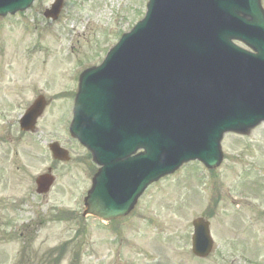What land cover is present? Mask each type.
Returning <instances> with one entry per match:
<instances>
[{"label": "rangeland", "instance_id": "obj_1", "mask_svg": "<svg viewBox=\"0 0 264 264\" xmlns=\"http://www.w3.org/2000/svg\"><path fill=\"white\" fill-rule=\"evenodd\" d=\"M54 2L37 0L24 12L0 15V264H37L62 245L57 264L262 263L264 123L227 132L218 167L183 164L146 189L118 224L85 215L96 166L66 140L71 100H62L61 90L70 91L76 68L77 79L101 61L118 34L144 14L146 0H68L58 18L47 19L43 10ZM40 93L52 103L37 122L38 133H20L18 120ZM53 140L71 151L70 161L52 159L47 145ZM51 166L55 183L40 195L35 177ZM198 216L211 222L214 239L205 259L191 249Z\"/></svg>", "mask_w": 264, "mask_h": 264}, {"label": "water", "instance_id": "obj_2", "mask_svg": "<svg viewBox=\"0 0 264 264\" xmlns=\"http://www.w3.org/2000/svg\"><path fill=\"white\" fill-rule=\"evenodd\" d=\"M32 1L0 0V14L26 9ZM60 3L45 15L56 18ZM80 86L72 132L105 165L90 201L103 217H115L128 211L149 182L183 161L218 165L224 132H245L264 120L260 0H150L145 18L101 65L84 72ZM114 140L119 156L104 157L100 147ZM56 146L54 156L67 159ZM139 147L145 152L127 157ZM106 170H113L111 176ZM52 180L39 176L37 191H47ZM193 223V251L206 256L212 249L209 224L202 218Z\"/></svg>", "mask_w": 264, "mask_h": 264}, {"label": "flooded vegetation", "instance_id": "obj_3", "mask_svg": "<svg viewBox=\"0 0 264 264\" xmlns=\"http://www.w3.org/2000/svg\"><path fill=\"white\" fill-rule=\"evenodd\" d=\"M73 100V99H72ZM263 264H264V261H263Z\"/></svg>", "mask_w": 264, "mask_h": 264}]
</instances>
